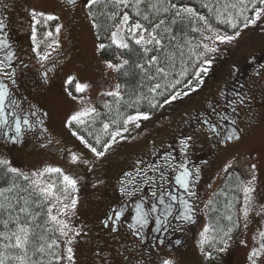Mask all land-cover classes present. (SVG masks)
Wrapping results in <instances>:
<instances>
[{
  "label": "rangeland",
  "instance_id": "374dc122",
  "mask_svg": "<svg viewBox=\"0 0 264 264\" xmlns=\"http://www.w3.org/2000/svg\"><path fill=\"white\" fill-rule=\"evenodd\" d=\"M92 1L26 0L12 7L32 68L43 70L40 89L31 100L45 112L41 120L46 133L11 151L0 144V161L30 178L49 198L51 219L62 243L61 264H127V256L134 257L131 246L136 241L117 244L99 228V217L110 197L130 195L142 185L159 188L167 182L172 149L196 160L191 177L196 183L194 205L199 219L186 243L162 255L156 264H263L264 85L253 83L247 90L239 138L214 153L195 131L178 125L184 113L198 108L226 76L235 58L264 46V0L236 32L204 24L202 55L190 87L177 90L154 112L128 116L101 151L91 148L70 124L89 118L100 101L120 93L115 70L122 60L101 56L88 10ZM37 21L41 29H32L30 25ZM127 21L125 13L111 41L124 44ZM10 58L8 54L6 59ZM259 74L264 75V68ZM199 131L202 137L203 130ZM161 147L170 152L158 163L153 151ZM140 159L148 166L138 163ZM231 170L241 175L239 227L221 246L210 248L204 244L209 228L206 205Z\"/></svg>",
  "mask_w": 264,
  "mask_h": 264
},
{
  "label": "trees",
  "instance_id": "16d2710c",
  "mask_svg": "<svg viewBox=\"0 0 264 264\" xmlns=\"http://www.w3.org/2000/svg\"><path fill=\"white\" fill-rule=\"evenodd\" d=\"M261 1L93 0L88 10L101 56L122 60L115 70L120 93L71 126L91 148L103 150L128 116L154 112L177 90L190 87L202 55L204 24L236 32ZM125 13V41L117 44L109 38ZM242 192L241 175L228 171L206 205L205 246H221L237 231ZM49 205L30 178L0 161V264H61L62 243Z\"/></svg>",
  "mask_w": 264,
  "mask_h": 264
},
{
  "label": "flooded vegetation",
  "instance_id": "af4514ba",
  "mask_svg": "<svg viewBox=\"0 0 264 264\" xmlns=\"http://www.w3.org/2000/svg\"><path fill=\"white\" fill-rule=\"evenodd\" d=\"M25 1L0 0V144L8 151L22 146L34 135L46 133L41 120L45 112L31 100L40 89L38 80L43 70L32 68L33 61L25 52L17 29V12L13 9ZM34 26L35 30L42 27L38 21L30 25L32 29ZM8 54H11L9 60ZM263 68L264 46L235 58L226 76L201 99L199 107L184 113L178 128L184 126L183 130L195 131L211 153L238 139L247 106V90L253 83L264 85V75L259 74ZM199 129L203 130L202 137ZM166 152L170 151L163 147L155 149L156 162H163ZM180 155L172 149L170 178L161 187L149 189L142 185L133 194L110 197L99 217V228L117 244L128 239L136 241L131 246L134 257L127 256L130 258L127 264H156L170 250H179L196 229L199 214L194 205L196 183L191 177L196 160ZM140 160L138 163L148 166L145 159ZM176 172L183 176L178 183L173 180Z\"/></svg>",
  "mask_w": 264,
  "mask_h": 264
},
{
  "label": "water",
  "instance_id": "95a60500",
  "mask_svg": "<svg viewBox=\"0 0 264 264\" xmlns=\"http://www.w3.org/2000/svg\"><path fill=\"white\" fill-rule=\"evenodd\" d=\"M174 179H175L176 181H178V180L180 179V174H177V173H176V175L174 176Z\"/></svg>",
  "mask_w": 264,
  "mask_h": 264
}]
</instances>
